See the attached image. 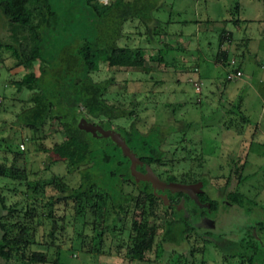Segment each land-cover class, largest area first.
I'll return each mask as SVG.
<instances>
[{
	"label": "rangeland",
	"instance_id": "rangeland-1",
	"mask_svg": "<svg viewBox=\"0 0 264 264\" xmlns=\"http://www.w3.org/2000/svg\"><path fill=\"white\" fill-rule=\"evenodd\" d=\"M156 7L152 10L158 24L156 35L146 34L142 24L133 20L122 25L123 36L116 43L141 47L145 70L99 63L91 74L94 80L113 79L106 94L108 102L125 107L132 103L131 117L114 119L110 126L126 129L133 121L141 133L152 125L162 127L166 135L161 149L171 160L157 171H165L176 180L182 174L201 175L206 181H199L201 190L219 202L213 213L207 214L213 222L212 227H207L210 234L236 242L249 228L263 252L264 68L258 65L264 62V0H156ZM5 28L0 14V33ZM242 44L246 52L239 58L245 78L225 83L226 70L216 53L218 49L227 50V60L231 59L238 52L233 50H239ZM39 65L38 60H31L29 64L12 66L9 52L0 49V166L7 173L0 176V196L6 205L18 202L23 206L44 200L55 190L34 187L44 186L51 179L68 186H75L78 180L76 173L66 174L62 161L44 160L46 154L41 149L60 140L56 122L46 123L31 139L30 132L14 123V115L28 105L25 99L32 91ZM190 71L198 76L197 92L186 81ZM96 121L90 120L93 124ZM18 151V156H13L12 152ZM232 161L237 166L243 163L242 174L249 177L238 186L239 200L223 206L216 178L229 171L227 165ZM129 188L124 186L123 190L130 191ZM71 207L68 202L51 208L56 238L48 247L49 260L53 259V248L59 246V262L63 264H239L235 257H225L234 249L224 241L213 245L192 237L185 240V245L161 244L159 248L156 238V244L143 253L141 261L128 260L123 248L128 228L139 219V208L133 206L117 219L114 210L106 205L100 207L93 218V228L112 225L111 232H103L100 250L93 244L95 248L88 251V246L80 247L78 237L91 236L93 232L81 224ZM26 219L30 222L29 217ZM31 223L35 226L33 240L41 245H30L29 249L43 250L49 220L38 214ZM174 254L180 256L175 261Z\"/></svg>",
	"mask_w": 264,
	"mask_h": 264
},
{
	"label": "trees",
	"instance_id": "trees-1",
	"mask_svg": "<svg viewBox=\"0 0 264 264\" xmlns=\"http://www.w3.org/2000/svg\"><path fill=\"white\" fill-rule=\"evenodd\" d=\"M156 8V0H107L104 3L100 0H0V14L6 26L5 32L0 33V49L9 52L12 66L15 67L29 64L31 60L40 62L38 75L32 79V91L25 99L28 105L14 115V123L30 132L31 139L46 123L56 122L60 140L41 149L46 154L44 160L48 163L62 161L66 174L78 175L75 186L56 183L51 179L44 186L34 187L42 189L47 186L55 193L44 200L29 203L31 207L28 203L21 206L18 202L6 205L0 196V264H63L59 262V246L53 248V259H48V247L56 238L53 236L55 222L52 223L50 218L53 206L68 202L72 205L73 214L81 218V224L93 232L91 236L78 237L80 247L88 246V251L95 248L93 244L100 250L103 247V232H111L112 225L93 228V218L99 208L105 205L111 208L117 219L133 206L139 208V219L137 223L132 221L128 228L127 242L123 247L128 260L141 261L143 253L156 243L157 248L161 244L182 246L188 237H192L213 245V242L224 241L230 249H234L225 257L233 256L239 264H264V251L259 250V242L249 228L238 236L236 242H232L193 225L199 216L212 214L219 203L210 198L206 191L200 190L192 199L185 193L168 189L162 191L152 188L148 181L135 180L129 174L128 158L114 142L77 127L79 118L89 122L96 119L95 124L102 129L118 133L137 158L134 169L140 173L147 166L164 182H206L201 175L194 177V173L182 174L181 179L176 180L165 171L158 172V167L171 160L161 149L166 135L163 128L152 125L141 133L133 121L126 129L118 126L112 128V120L131 117L132 103L125 107L119 102H108L106 94L113 84L111 76L99 80L91 78L99 63L109 67L145 70V55L141 47L116 43L123 36L122 25L133 20L142 24L146 34L156 35L158 24L152 17V10ZM242 47L233 50L238 51L236 56H231L233 64H230L231 59L227 60V50L218 49L216 57L226 70L225 74L239 70L240 58L246 52ZM157 59H160V55ZM190 80L198 82L197 74L191 72L186 79L191 85ZM223 82L233 81L226 80L224 76ZM240 120L246 122L241 116ZM12 154L18 156L19 151ZM228 166L229 171L216 178L225 201L223 203L221 200L223 206L239 200L241 193L238 186L249 177L242 174L243 163L237 166L232 161ZM3 174L7 175L6 170L0 166V176ZM8 176L12 178L11 174ZM182 177L188 180H182ZM124 186H130V191L123 190ZM180 200L182 206L177 211L175 205ZM199 203H205L208 207H201ZM206 209H209V213H206ZM38 214L49 220L43 250L29 249L30 245H41L33 240L34 224L37 222L31 223V219ZM148 218H151L150 222ZM252 228L254 230L255 227ZM156 238L158 242L154 244ZM177 256L174 261L180 257Z\"/></svg>",
	"mask_w": 264,
	"mask_h": 264
},
{
	"label": "water",
	"instance_id": "water-1",
	"mask_svg": "<svg viewBox=\"0 0 264 264\" xmlns=\"http://www.w3.org/2000/svg\"><path fill=\"white\" fill-rule=\"evenodd\" d=\"M77 127L80 129H83L87 132H90L92 135H95V133H98L99 135L103 137H108L112 142H114L121 152L126 155V157L129 160V174L135 179V180H143L148 181L152 188L163 190L168 189L171 191H179L181 193H185L190 198L195 199V195L200 192L201 184L200 182H197L195 184H180V183H174V182H168L164 183L160 181L146 166L144 168V172L140 173L134 169V164L138 162L137 158L131 153V151L127 148V146L124 144L123 140L119 136L118 133H116L113 130H104L99 125L93 124L89 121L84 120L83 118H79L77 121ZM164 198V196H162ZM182 206V200H180L178 207ZM207 221H210L209 219L204 218ZM201 221L195 224V226H200Z\"/></svg>",
	"mask_w": 264,
	"mask_h": 264
},
{
	"label": "flooded vegetation",
	"instance_id": "flooded-vegetation-1",
	"mask_svg": "<svg viewBox=\"0 0 264 264\" xmlns=\"http://www.w3.org/2000/svg\"><path fill=\"white\" fill-rule=\"evenodd\" d=\"M160 181H162V180H160ZM162 182H164V181H162ZM197 182H199V181H197ZM197 182H189V183H183V184H191L192 185V184H195ZM164 183H168V182H164ZM200 190H201V187H200ZM175 206L178 207L177 204ZM199 206H201V207H204V206L205 207H208L207 204H205V203H199ZM206 213H209V209H206ZM204 218L209 219L210 221H207ZM199 221H201V224H200L199 227H201L202 229H208L207 227H212L213 226L212 218H209L208 216H205V215L199 216L198 219L195 222H193V225H195ZM199 237L201 238V236H199Z\"/></svg>",
	"mask_w": 264,
	"mask_h": 264
},
{
	"label": "built area",
	"instance_id": "built-area-1",
	"mask_svg": "<svg viewBox=\"0 0 264 264\" xmlns=\"http://www.w3.org/2000/svg\"><path fill=\"white\" fill-rule=\"evenodd\" d=\"M230 64H233V60L232 59L230 60ZM241 78H242V73L238 69H234L233 71L227 72L225 74V79L228 80V81H235V80H238V79H241ZM190 82H191V86L193 87L194 91L197 92L199 90V83L197 81H193V80H190ZM19 148L21 149L22 146L19 145Z\"/></svg>",
	"mask_w": 264,
	"mask_h": 264
},
{
	"label": "crops",
	"instance_id": "crops-1",
	"mask_svg": "<svg viewBox=\"0 0 264 264\" xmlns=\"http://www.w3.org/2000/svg\"><path fill=\"white\" fill-rule=\"evenodd\" d=\"M258 65V64H257ZM260 68H264V62H262L261 64L259 63V65H258ZM239 70L241 71V73H242V80H243V78H245L244 77V73H243V70H242V68H241V66H239ZM264 79V78H263ZM258 80H260V78L258 79ZM2 96V98H3V95L2 94H0V97Z\"/></svg>",
	"mask_w": 264,
	"mask_h": 264
}]
</instances>
